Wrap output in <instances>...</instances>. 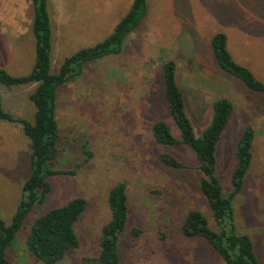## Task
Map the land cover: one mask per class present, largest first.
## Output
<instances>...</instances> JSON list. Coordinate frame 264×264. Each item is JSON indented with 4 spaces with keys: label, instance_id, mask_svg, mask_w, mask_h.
<instances>
[{
    "label": "rangeland",
    "instance_id": "obj_1",
    "mask_svg": "<svg viewBox=\"0 0 264 264\" xmlns=\"http://www.w3.org/2000/svg\"><path fill=\"white\" fill-rule=\"evenodd\" d=\"M131 2L49 0L53 71L79 49L104 40ZM32 20L31 0H0V68L12 75H25L34 66ZM218 31L227 34L235 59L264 82V0H148L147 14L121 54L88 64L81 77L60 87L57 167L68 173L50 177L52 191L30 213L15 246L8 248L12 264H45L27 247L31 224L77 196L89 203L76 225L80 246L56 264H86L85 257L97 256L102 226L111 215L109 192L118 182L126 183L129 201L127 227L119 239L122 264H227L207 240L182 233L185 215L193 208L203 210L216 228L200 188L195 153L183 144H159L153 136L152 124L158 119L180 136L164 95L163 64L168 60L176 63L197 135L209 124L216 99L227 97L234 103L217 149V175L226 194L233 190L238 139L246 125L254 128L252 163L233 209L237 230L251 235L264 264V94L221 69L211 47ZM34 88L0 84L4 109L33 121L36 108L29 95ZM22 127L0 119V216L7 224L31 172L30 140ZM164 153L184 167L167 166L161 160Z\"/></svg>",
    "mask_w": 264,
    "mask_h": 264
},
{
    "label": "trees",
    "instance_id": "obj_2",
    "mask_svg": "<svg viewBox=\"0 0 264 264\" xmlns=\"http://www.w3.org/2000/svg\"><path fill=\"white\" fill-rule=\"evenodd\" d=\"M33 9L32 31L36 39L35 63L25 75H12L0 68V84L20 86L34 84L29 95L36 111L34 120L18 117L4 109L0 93V119L22 124L24 134L30 140V176L23 184V197L7 224L0 216V264H12L8 248L14 247L18 233L37 204H42L52 191L50 177L68 173L57 167L60 125L57 116L59 89L69 81L81 77L86 66L103 57L121 54L126 39L141 25L148 11V0H132L130 8L117 23L113 31L95 45L84 47L66 57L58 72L53 71L52 42L53 25L49 0H31ZM214 57L224 72L239 78L250 90L264 94V82L247 65L237 61L229 49L228 36L223 31L215 32L211 38ZM164 95L167 108L180 136L174 134L171 125L163 119L152 124L157 143L167 146L183 144L195 153L200 170V188L216 223L210 225L206 213L193 208L182 223V233L188 237L207 240L227 264H260L251 235L239 232L235 222L233 200L241 192L253 159L255 131L252 125L245 126L237 142V165L231 181L233 190L226 194L217 175V149L222 134L234 113V103L227 97L213 102L212 118L197 135L193 121L186 108L183 90L177 80V66L172 60L163 64ZM161 160L170 167L184 165L172 154L164 153ZM88 200L77 196L65 204L54 207L38 216L28 232L27 247L38 260L45 264L63 261L68 253L80 246L76 225L88 208ZM111 211L109 220L102 226L99 254L85 257L86 264H122L119 239L127 227L129 201L125 182L115 184L108 196ZM134 233L138 230L133 229Z\"/></svg>",
    "mask_w": 264,
    "mask_h": 264
}]
</instances>
